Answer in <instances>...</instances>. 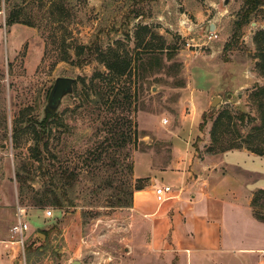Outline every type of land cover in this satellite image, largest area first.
I'll use <instances>...</instances> for the list:
<instances>
[{
	"label": "rangeland",
	"instance_id": "rangeland-1",
	"mask_svg": "<svg viewBox=\"0 0 264 264\" xmlns=\"http://www.w3.org/2000/svg\"><path fill=\"white\" fill-rule=\"evenodd\" d=\"M222 2L0 0V193L6 198L17 193V206L25 213L22 218L37 229L23 245L21 264H68L72 259L80 264H264V226H260L264 222L256 219L257 215L264 219V189L254 191L251 199L252 217L259 226L247 232L241 229L233 239L236 247L257 249L251 255L231 251L194 258L141 252L128 242L134 230L128 209L110 206L116 199L112 196L129 199L135 186L126 163L120 169L111 166L112 152L120 160L128 154L132 169L135 161V168L141 169V155L166 165L177 150H191L202 159L234 145L238 147L234 150L262 159L239 153L231 158L264 169V105L257 109L249 103L250 93L264 86V49L257 52L253 40L264 32V4L245 19L244 0H228L225 6ZM11 17L17 23L9 24ZM209 24L215 26L216 39L202 46L197 39ZM141 25L152 34L145 35L135 49L134 33ZM192 25L196 33L189 28ZM191 38L197 47H186ZM161 42L164 49L158 50ZM81 45H98L101 50L93 54L91 63L77 67L75 48ZM111 57H120L117 62L128 67L110 99L129 91V111L106 112L90 91L92 83L106 89L104 81L94 76L106 69ZM58 77L73 78L74 92L62 100L56 121L47 122L50 133L41 144L44 163L40 169L33 160L32 122L42 120L47 94ZM211 77L214 82L207 93H197L206 90ZM240 84L245 86L239 88ZM83 94L90 96L82 99ZM201 94L205 99L200 104ZM215 97L219 100L211 107ZM95 99L100 108L94 107ZM118 113L131 118L136 135L130 144L106 149L102 125L105 117L113 119ZM222 113L218 126L222 136L215 144L210 129ZM99 152L101 159L96 161ZM16 169L22 170L26 181L21 196ZM54 171L64 176L73 173L76 180L66 183V192H56L62 206L36 205L55 187ZM35 210L38 214L32 216ZM6 219L0 220L1 225ZM98 219L101 226L90 235ZM44 231L49 233L47 239ZM64 232L77 239L68 245ZM86 237L91 239L87 246L82 242ZM79 243L82 248L75 255Z\"/></svg>",
	"mask_w": 264,
	"mask_h": 264
},
{
	"label": "crops",
	"instance_id": "crops-1",
	"mask_svg": "<svg viewBox=\"0 0 264 264\" xmlns=\"http://www.w3.org/2000/svg\"><path fill=\"white\" fill-rule=\"evenodd\" d=\"M189 28L196 33V26ZM213 82L211 77L206 90H198L197 93L206 94ZM241 85L245 86L240 84L239 88H242ZM204 99L205 95L201 94L197 102L201 104ZM176 152V157L166 165L147 154L140 156L143 160L141 169L135 168L136 161L133 163V181H141L142 187L133 191L131 206L127 208L130 226L134 228L130 232L129 244L141 248L140 251L145 253L158 251L178 256L187 254L194 258L202 254H225L231 251L251 255L257 249L236 247L233 239L239 230L247 232V228L259 226L252 217L251 199L254 191L264 189V169L249 164L245 166L230 156L239 153L250 159L262 158L234 149L202 159L197 158L191 150ZM158 185H169L174 194H179L161 201L154 193ZM17 205V193L10 198L0 193V220L7 218V225L0 223V264L22 263L24 249L9 240V228L16 223ZM37 212L33 211L32 216L37 215ZM36 230L28 226L26 237H33ZM47 232L43 233L46 239L49 237ZM67 234L64 232L63 240L70 245V241L77 238ZM67 247L70 249V246ZM81 248L82 244L79 243L73 253L77 255ZM73 262L79 261L72 259L67 263Z\"/></svg>",
	"mask_w": 264,
	"mask_h": 264
},
{
	"label": "trees",
	"instance_id": "trees-1",
	"mask_svg": "<svg viewBox=\"0 0 264 264\" xmlns=\"http://www.w3.org/2000/svg\"><path fill=\"white\" fill-rule=\"evenodd\" d=\"M264 4V0H244L243 7H242V12L244 13L243 17L246 19L249 14L252 13L256 8L262 6ZM244 19V20H245ZM9 24L11 23H17V21L14 20V17L10 18L8 21ZM29 25V24H28ZM31 26V25H29ZM147 34H151L148 27L146 25H141L138 26L135 30L134 33V40H135V49H139L141 42L144 39V36ZM160 39V38H158ZM162 40V39H160ZM254 44L256 46L257 52H261L264 47V32H258L255 37L253 38ZM164 42H161V47L158 48V50H163L164 48L162 47ZM98 45H81L75 48L76 50V66L77 67H82L88 63H91V57L95 52H100L101 49ZM120 59V57H111L110 61H113L111 64L110 61L107 62L106 60V69L101 71L99 74L95 75L94 78L100 77L104 81V85L106 88L105 90L102 89L103 87H98L96 83H92L90 87V91L93 90L95 92L94 94L97 95V99L103 104V109H106V112H118V110H127L129 111V108L131 106V101H130V92L125 91L122 93V96H114L113 99H110V96L115 95L113 93L114 86L117 84L116 82L119 81V79L126 74V69L128 67L127 64L124 66L120 65V61L117 62V60ZM110 62V63H109ZM101 88V90H100ZM73 92H74V85H73ZM103 93H106L104 95ZM73 94V93H72ZM85 94H83L81 97L83 99ZM85 96H90L86 94ZM94 99V98H93ZM92 100V99H91ZM93 101L94 107H99L98 103L99 101ZM120 100H123L122 102ZM87 103H89L87 101ZM249 103L256 107L257 109L262 108L264 105V86L262 87H257L254 91H252L249 95ZM98 105V106H97ZM222 114H218L216 118L213 120L212 127L210 129V139L212 143H218L219 139L222 136V133L218 131V126L219 123L222 120L223 117ZM58 115L57 113L51 117L49 121H56ZM261 115V119H262ZM47 118H42L40 122H32L33 125L35 126V145L33 148V160L38 162L40 169H42V164L44 163V157H43V149L41 148V144L43 141L44 137H47L48 134L50 133L48 125L45 124ZM48 121V122H49ZM37 125H39V129H37ZM101 132H103L106 136V149L111 148L114 149L118 146H125L126 144H130L132 142V138L135 137L136 133L132 125L131 118L129 116L121 115L118 113L116 118L109 119L105 117L104 123L102 125ZM219 132V133H218ZM214 146V145H213ZM213 148V147H210ZM238 147L234 145H229L227 148H222L220 149L221 152L230 150V149H237ZM44 150L46 151V147H44ZM212 150V149H211ZM113 154L110 157L111 160V166L115 169H120L122 167L123 162L126 163V169L129 170L130 173H132V164L129 162V155L125 154L123 157L120 158L118 157L117 153L112 152ZM101 153L99 152L97 156L95 157L96 161H99L101 159ZM260 154V153H259ZM15 179L18 184V195L21 196L23 194V184L26 182L24 177L22 176V170L21 169H16L15 170ZM51 180L55 181V187L48 189V192L50 195H45L44 198L37 199L36 200V205H46L49 204L51 206H62V201L60 198H58L56 192L61 189V191H64L65 189L67 190V182H74L76 180V175L73 173H70V175H65L64 173H59L57 171H54L51 174ZM107 184H110V181H106ZM72 187V184H70ZM66 187V188H65ZM142 187V182L137 181L135 182L134 190L135 189H140ZM69 188V187H68ZM121 191V190H120ZM66 192V191H64ZM132 192V191H131ZM97 193V191L95 192ZM122 195H116L112 197H116L114 203H112L110 206L111 207H119V208H128L131 206V201H132V193L129 195V199H126L124 197H121ZM253 206V205H252ZM257 220L264 222V219L261 216H256Z\"/></svg>",
	"mask_w": 264,
	"mask_h": 264
},
{
	"label": "built area",
	"instance_id": "built-area-1",
	"mask_svg": "<svg viewBox=\"0 0 264 264\" xmlns=\"http://www.w3.org/2000/svg\"><path fill=\"white\" fill-rule=\"evenodd\" d=\"M1 13V11H0ZM216 39L215 32H208L206 35H202L201 38L197 39V42H201L202 46H205L211 42H213ZM195 42V39H189L188 42H186V47H197L198 44L193 45ZM166 120H163V123L166 124ZM155 195L161 200L166 201L169 199H172L174 197H177L179 193L174 194L173 189L169 185H158L154 188ZM16 223L12 225V227L9 229V240L12 243H17L20 245L21 248H23V245L25 241L27 240L26 233L28 231V225L25 222V220L22 218L24 215V209L20 206L16 207ZM109 225H112L113 223L111 221L108 222ZM101 226V221L98 219L94 221L91 234H94V232L99 230V227ZM90 239V238H89ZM88 237L83 240V244L87 246V243L91 240H89Z\"/></svg>",
	"mask_w": 264,
	"mask_h": 264
},
{
	"label": "water",
	"instance_id": "water-1",
	"mask_svg": "<svg viewBox=\"0 0 264 264\" xmlns=\"http://www.w3.org/2000/svg\"><path fill=\"white\" fill-rule=\"evenodd\" d=\"M228 0H223L222 4L225 6ZM215 29L213 24H209L204 30L203 34L206 35L208 32H212ZM75 80L69 77H58L54 80L46 98V103L43 108V118H47L45 124L55 115L61 105V102L67 96L72 95L73 85ZM219 100L218 97H215L210 105L213 107L215 103ZM40 237H44L42 234L38 233ZM72 264H80V262H73Z\"/></svg>",
	"mask_w": 264,
	"mask_h": 264
}]
</instances>
